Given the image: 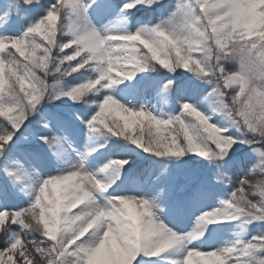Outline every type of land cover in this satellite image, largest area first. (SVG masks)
I'll list each match as a JSON object with an SVG mask.
<instances>
[{
	"label": "snow or ice",
	"instance_id": "1",
	"mask_svg": "<svg viewBox=\"0 0 264 264\" xmlns=\"http://www.w3.org/2000/svg\"><path fill=\"white\" fill-rule=\"evenodd\" d=\"M0 264H264V0H0Z\"/></svg>",
	"mask_w": 264,
	"mask_h": 264
}]
</instances>
